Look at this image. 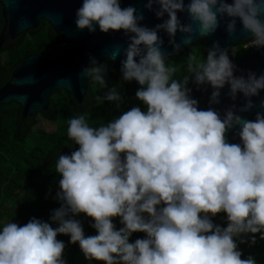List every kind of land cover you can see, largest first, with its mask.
<instances>
[{"label":"clouds","instance_id":"clouds-1","mask_svg":"<svg viewBox=\"0 0 264 264\" xmlns=\"http://www.w3.org/2000/svg\"><path fill=\"white\" fill-rule=\"evenodd\" d=\"M143 8L162 23L142 24L144 11L121 7L120 0H83L76 11L79 30L94 33L98 25L103 33L123 31L126 46L113 45L106 60L124 57L122 80L138 82L135 98L146 110L133 106L98 127L90 126L84 114L68 120L67 135L79 147L55 163L60 207L50 220L58 226L35 217L23 226L4 224L0 264H66V245L58 235L78 243L86 260L103 264H257L251 255L241 258L237 238L250 246L257 243V233L264 240V98H259L264 72L239 68L230 59V52L236 55L234 44L222 47L214 41L203 58L191 49L197 38L214 35L222 21L232 39L238 20L239 31L251 33V45L264 48V0H147ZM185 47L190 51L183 75L174 78L180 69L171 57ZM107 68L89 55L80 77L107 89L103 99L119 109L124 95L108 86ZM190 82L197 90L211 86L207 110L198 107ZM226 85L233 103L221 114L212 105L221 103ZM238 94L242 106L235 103ZM254 108V120L241 115ZM233 130L240 143L228 142ZM221 212L227 227L211 219ZM80 214L94 221L96 235L85 236L74 218ZM116 217L122 225L118 230ZM136 232L145 238L129 242Z\"/></svg>","mask_w":264,"mask_h":264},{"label":"trees","instance_id":"trees-1","mask_svg":"<svg viewBox=\"0 0 264 264\" xmlns=\"http://www.w3.org/2000/svg\"><path fill=\"white\" fill-rule=\"evenodd\" d=\"M2 28L3 19L0 6V31ZM64 44L65 41L60 39L45 21H41L36 29L12 41H6L0 50V88L9 82L13 70L26 56L36 53L58 54L62 51ZM192 49L202 53L201 45ZM245 50L240 45L236 54L240 55ZM189 51L177 55L170 61L180 69L174 78H180L183 75L184 61ZM105 62L108 65L106 69L108 86L117 87L118 91L124 95V102L119 109L116 107V102L103 99L107 89L101 88L98 83L92 81H89L88 90L81 103H77L63 90L54 92L50 96L47 110L41 112V117L34 115L23 118L21 109L15 103L0 106V181L2 180L11 188V213L4 218L0 217V230L4 224L11 221L23 226L33 217L49 222L54 228L58 226L50 220L52 210L60 207V202L55 197L60 191L59 179L61 177L55 171V163L58 159L59 148L63 145L71 146L72 141L67 135L68 121L65 122L63 119L72 110H75V113L71 118L84 114L88 121H91L89 125L93 127L110 122L114 117H118L123 111L133 106L146 110L145 106L135 98L136 91L132 90L128 82L122 80L121 74L113 71L107 61H102V63ZM132 96L133 99H131ZM117 112L119 115H116ZM59 116L62 118L59 123L54 122L58 123L55 129L49 130L41 126L44 119L51 121L58 119ZM42 166H45L44 171H41ZM5 171H11V177ZM25 179H28L27 183H24ZM3 190L8 191V188L5 187ZM5 203V200L0 199V214ZM15 208L16 212L13 213ZM74 218L81 221L85 236L97 234L96 230L90 226L94 223L90 217L80 214ZM211 219L214 224L227 227L226 213L221 212ZM113 223L117 230L122 226L119 217L113 218ZM259 235V233L255 234L257 240L255 245L240 244L238 238L237 244L238 249L242 251V259L251 255L257 264H264V240H261ZM145 236L146 234L142 232L133 233L129 242H134L137 238H145ZM57 239L66 245L63 252L66 264H103L101 261L86 260L78 243L69 242V236L58 235Z\"/></svg>","mask_w":264,"mask_h":264},{"label":"water","instance_id":"water-1","mask_svg":"<svg viewBox=\"0 0 264 264\" xmlns=\"http://www.w3.org/2000/svg\"><path fill=\"white\" fill-rule=\"evenodd\" d=\"M121 7L129 5L135 6L138 10L144 11L145 19L141 23L148 27H154L162 20L157 19L154 12H150L143 8L147 0H120ZM229 3L232 0H228ZM83 0H0L1 15L3 19V28L0 31V50L6 41H12L18 36L36 29L41 21H45L52 31L62 40L65 41L62 51L58 54L52 53H36L25 57L21 64L15 68L11 74L9 82L0 88V106L15 103L21 109L23 118L32 117L36 114L44 112L49 106L50 96L59 90H63L70 95L77 103H81L88 90V79H81L80 73L82 68L89 65V55L94 56L99 62L108 61L114 72L121 74L120 61L123 56L118 57L115 61L106 60L111 47L115 44L126 46L127 38L123 35V31H110L103 33L99 30L98 25L96 31L90 33L88 29L79 30L76 27V11L82 6ZM188 3V0H185ZM155 7V6H154ZM181 19L185 18L184 13H178ZM242 24L237 21L238 32L235 37L229 39L224 31V22L217 32L207 38H197L193 47L202 46V55L206 57V49L212 45L214 41H219L222 47H235L252 39L251 33H241L239 28ZM160 35L164 39V47L171 52L168 45L167 34L161 32ZM177 41L180 34H177ZM190 48H183L178 54L188 51ZM239 68L252 70L259 75L264 72V48L257 49L249 46L241 55L230 57ZM240 75V73H236ZM31 77L34 82H24L26 78ZM68 81L69 83H65ZM132 90H137L141 86L135 80L128 82ZM189 87L193 89L192 97L199 102L200 109L207 110L209 107V99L212 88L210 85L204 86V90H197L195 84L189 83ZM228 86L221 90V103L212 105V107L221 111L233 101L226 96ZM22 97H26L23 100ZM264 98V90L261 91L260 97ZM257 97L252 99L258 102ZM242 94H238L235 103L242 106L244 103ZM257 108L247 113H241L245 119L254 120ZM227 139L230 143H240L238 136H235L234 130L227 133ZM73 149L63 147L59 155H71L78 149V145L72 144Z\"/></svg>","mask_w":264,"mask_h":264},{"label":"flooded vegetation","instance_id":"flooded-vegetation-1","mask_svg":"<svg viewBox=\"0 0 264 264\" xmlns=\"http://www.w3.org/2000/svg\"><path fill=\"white\" fill-rule=\"evenodd\" d=\"M238 49V48H237ZM236 49V50H237ZM241 55V54H240ZM236 56H239V55H235V56H232L231 55V53H230V57H236ZM108 62V61H107ZM109 63V62H108ZM110 64V63H109ZM111 65V64H110ZM112 68V67H111ZM131 99H133V96L131 97ZM50 103V102H49ZM74 113H75V110H72L71 111V113H69L64 119H63V121H65V122H67L69 119H71V117L74 115ZM41 113H39V114H37V115H35V116H38V117H41V115H40ZM116 115H119V113L117 112V114ZM45 120V121H44ZM43 120V122H47V123H54V122H60L59 120H57V119H53V120H51V121H49V120H46V119H44ZM72 141V140H71ZM72 144H75L73 141L71 142V146H68V145H63V146H61L60 148H59V152H60V150L63 148V147H66V148H68V149H73V146H72ZM58 156H59V154H58ZM43 164H45V165H47V163H43ZM44 167L45 166H42L41 167V171H44ZM10 170V169H9ZM6 173L8 172V174H9V176L11 177V171H5ZM1 175V174H0ZM5 175V174H4ZM3 175V176H4ZM7 177V176H6ZM9 177V178H10ZM27 180L28 179H25V181H24V183H27ZM10 181V180H9ZM2 182V183H1ZM6 183H7V181H6ZM0 185H1V192H0V199L1 200H5V204H4V209H2V211L3 210H6L7 211V214L5 213L4 215H3V218L4 217H6L7 215H9L11 212H10V210H11V204H10V201H11V188H9V185L8 184H5V183H3V181L1 180L0 181ZM5 187H7L8 188V191H4L3 190V188H5ZM7 204V206H5ZM16 223V222H15Z\"/></svg>","mask_w":264,"mask_h":264},{"label":"rangeland","instance_id":"rangeland-1","mask_svg":"<svg viewBox=\"0 0 264 264\" xmlns=\"http://www.w3.org/2000/svg\"><path fill=\"white\" fill-rule=\"evenodd\" d=\"M242 47H243V49H247L249 46H251V43L250 42H245V43H242V44H240ZM240 45H237V46H235V48H238V46H240ZM190 50V49H189ZM192 51L193 52H195L198 56H200L201 58H203V56H201L202 55V53L200 54V52L198 51V50H196V49H192ZM61 118L62 117H58V119L57 120H61ZM89 122V124L91 123V121L89 120L88 121ZM59 123V122H58ZM57 123V124H58ZM57 124L56 123H47V122H43L42 124H41V126H43L44 128H48L49 130H51V129H55L56 127H57ZM43 129V128H42ZM5 206H7V204L5 205ZM17 211H18V209H17ZM16 212V208H15V210L13 211V213H15ZM7 214V211L6 210H3L2 212H1V214H0V217L2 218V216L4 215V214ZM18 221V220H17ZM19 222V221H18ZM17 223V222H16Z\"/></svg>","mask_w":264,"mask_h":264}]
</instances>
